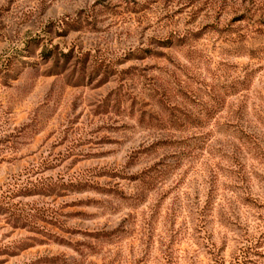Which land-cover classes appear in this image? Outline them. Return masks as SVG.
I'll use <instances>...</instances> for the list:
<instances>
[{"label":"rangeland","instance_id":"obj_1","mask_svg":"<svg viewBox=\"0 0 264 264\" xmlns=\"http://www.w3.org/2000/svg\"><path fill=\"white\" fill-rule=\"evenodd\" d=\"M256 29L264 0H0V264H264Z\"/></svg>","mask_w":264,"mask_h":264},{"label":"trees","instance_id":"obj_2","mask_svg":"<svg viewBox=\"0 0 264 264\" xmlns=\"http://www.w3.org/2000/svg\"><path fill=\"white\" fill-rule=\"evenodd\" d=\"M251 33H254L253 35H262L264 36V30H261V29H256V30H253ZM249 37H253L252 35H249Z\"/></svg>","mask_w":264,"mask_h":264}]
</instances>
